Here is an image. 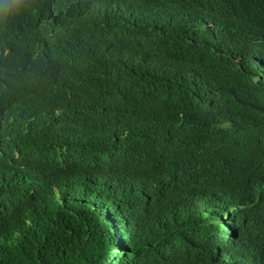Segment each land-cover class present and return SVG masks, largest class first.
<instances>
[{"label": "trees", "instance_id": "1", "mask_svg": "<svg viewBox=\"0 0 264 264\" xmlns=\"http://www.w3.org/2000/svg\"><path fill=\"white\" fill-rule=\"evenodd\" d=\"M0 264H264V0H0Z\"/></svg>", "mask_w": 264, "mask_h": 264}]
</instances>
